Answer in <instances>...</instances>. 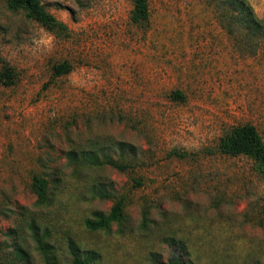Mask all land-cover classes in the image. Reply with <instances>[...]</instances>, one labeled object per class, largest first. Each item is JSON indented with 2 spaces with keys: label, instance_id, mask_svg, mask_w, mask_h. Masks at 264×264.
<instances>
[{
  "label": "rangeland",
  "instance_id": "1",
  "mask_svg": "<svg viewBox=\"0 0 264 264\" xmlns=\"http://www.w3.org/2000/svg\"><path fill=\"white\" fill-rule=\"evenodd\" d=\"M248 1L263 17L264 0ZM41 2L64 31L0 0V66L17 74L0 84V264H45L40 236L53 264H71L69 238L91 264L166 263L169 237L191 264H264V175L216 151L243 123L264 140V36L241 53L212 0H149L147 28L130 22L131 0ZM110 139L135 147L133 169L89 165ZM34 173L49 179L43 204ZM120 196L121 222L85 227Z\"/></svg>",
  "mask_w": 264,
  "mask_h": 264
},
{
  "label": "trees",
  "instance_id": "2",
  "mask_svg": "<svg viewBox=\"0 0 264 264\" xmlns=\"http://www.w3.org/2000/svg\"><path fill=\"white\" fill-rule=\"evenodd\" d=\"M214 10L221 26L225 29L233 44L241 53L253 55L259 48L258 39L264 36V13L259 18L248 0H212ZM6 6L10 10H23L26 16L34 19L49 29L64 31L66 26L56 19L41 2V0H5ZM132 6L129 11V20L132 24L147 28L150 21L149 0H131ZM52 76L57 77L68 73L71 64L63 61L53 64ZM17 74L15 69L6 62L0 66V84L11 86L15 84ZM172 95L175 98H182L179 90H174ZM104 148H98L101 154L94 152L93 157L88 160L89 165H110L120 172H127L133 169L138 158L136 149L132 144L121 140H107ZM105 149V151H104ZM113 151V152H112ZM216 151L224 155H244L251 158L256 169L264 175V140L256 126L252 123H243L232 127L221 135L216 144ZM134 183L142 184L139 178L134 179ZM31 190L35 195V202L45 203L49 198V179L45 173H34L31 177ZM100 195L107 197L108 192L102 190ZM125 198H117L106 216L86 219L85 227L94 230L108 225L110 222H121L124 218ZM143 219H147V211H143ZM37 247L44 255L45 264H53V255L49 245L43 238L37 237ZM171 247V253L166 263L160 264H191V259L187 254L186 243L182 239L175 237L167 238ZM67 248L71 255V264H91L97 257L95 251L82 250L71 238L67 240ZM256 264H262L257 262Z\"/></svg>",
  "mask_w": 264,
  "mask_h": 264
}]
</instances>
